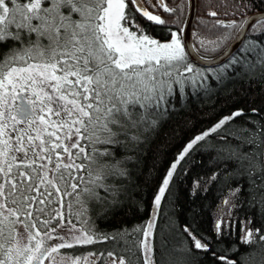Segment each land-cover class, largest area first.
I'll list each match as a JSON object with an SVG mask.
<instances>
[{"label": "snow or ice", "instance_id": "6c2138e0", "mask_svg": "<svg viewBox=\"0 0 264 264\" xmlns=\"http://www.w3.org/2000/svg\"><path fill=\"white\" fill-rule=\"evenodd\" d=\"M150 8L183 14L179 6L170 8L164 0H0V264H89L93 254L76 255L77 246L102 238L116 240L119 247L121 236L124 254L110 251L97 259L136 264L135 248L142 253V264H157L150 240L154 217L146 227L117 236L101 237L94 227H87L90 201L107 203L109 210L126 202L120 196L127 197L129 185L122 181L131 179L126 165L137 157L116 159L114 149L138 152L187 100L209 96L212 82L219 86L233 79H256L264 84V24L254 27L257 35L244 41L241 52L248 57L233 56L219 68L202 70L189 60L188 44L180 34L169 27L168 36L157 39L141 24L143 19L168 26ZM228 23L236 35L245 28L243 22ZM222 26L224 22L217 20L209 32ZM234 38L232 32L222 33L211 41V50H223ZM251 111L259 114L256 108ZM244 115L245 110L237 108L186 142L157 189L155 209L167 199L166 190L171 192L170 181L182 161L202 144L216 147L208 144L214 134L225 146L226 159L248 176L254 192L251 202L264 211V122L250 120L252 129L230 127ZM229 138L240 143L229 147ZM244 146L250 150L244 152ZM198 184L194 182L193 192ZM100 188L111 199L102 197ZM73 200L79 212H73ZM229 203L225 199L224 204ZM132 205L137 206L135 200ZM247 223L242 242L254 243L262 230L253 231ZM223 229L224 222L217 221V234ZM183 232L187 238L182 236L172 252L185 255L159 264H190L186 255L193 247L210 251L190 225ZM130 237H135L131 245ZM186 239L191 240L188 247ZM259 241L264 242V235ZM65 249L72 251H61ZM213 256L222 264H237L227 256Z\"/></svg>", "mask_w": 264, "mask_h": 264}, {"label": "trees", "instance_id": "16d2710c", "mask_svg": "<svg viewBox=\"0 0 264 264\" xmlns=\"http://www.w3.org/2000/svg\"><path fill=\"white\" fill-rule=\"evenodd\" d=\"M164 3L170 8L179 6L183 14L167 13L163 8H150L149 11L167 21L168 26H156L143 19L140 20L154 38L161 40L168 36L169 27L171 31L181 35L180 27L187 8L186 0H164ZM196 7L191 39L194 49L207 57L220 51L211 50L214 47L211 41L222 33H235L228 22L235 21L239 24L247 14L264 10V0H196ZM212 11L217 12L218 15L210 16ZM217 20L223 21L224 26L219 27L217 31L209 32V27ZM262 24L264 20L261 19L252 25L238 50L227 61L207 68L194 65L202 70H208L219 68L233 56H239L241 59L248 57L249 53L241 52L245 47L244 41L257 35L253 32V28H258ZM185 87L187 88V85ZM237 108H243L245 115L232 121L230 127L246 126L252 129L253 125L248 123L250 120L264 122V84L258 83L256 79L251 83L247 79H233L219 86L212 82V92L209 96H195L187 100L183 110L172 113L148 142L140 145L138 152L115 148L116 159L126 156L137 157V160L126 165L130 169L131 179L122 181L129 185L127 197L124 194L120 196V199L126 202L122 208L109 210L107 203L90 201L86 205L85 214L90 219V228L94 227L101 237L105 234L117 236L118 233L131 232L136 227H146L150 217L153 216L154 227L151 229L150 240L154 245L157 264L168 258L185 255L179 252L173 253L172 249L174 246H180L182 236L187 238V234L183 232L186 225H190L194 233L198 237H203L210 245V251L207 252L193 247L190 254L186 255L190 264H222L213 253L216 257L227 256L237 264H260L264 254V242L259 241V235H264V211L258 204L251 202L254 192L249 188L248 176L238 170L236 163L226 159L228 153L225 146L218 143L214 134L208 138V144H215L216 147H204L202 144L200 151L182 161L174 174L173 181H170L171 192L166 190L167 199L162 198V207L155 209L153 206V198L165 173L186 142L209 128L221 116L229 115ZM253 108L259 110L258 115H253L251 111ZM243 135L247 133L237 132V136ZM239 143L238 139L229 138L228 146L235 147ZM218 149H224L219 151L220 158H218ZM249 150L250 146L243 147L244 152ZM197 181L198 191L193 192L194 182ZM237 188L241 191L231 196V210L227 217H224L227 221L224 222L223 234L218 235L216 231L218 207L225 196ZM97 191L102 197L108 196L102 188ZM108 198L111 199L110 196ZM133 200L136 201L137 206L132 205ZM72 204L73 212L80 211V206L75 200ZM249 220L251 223H247ZM229 223H231L230 228ZM246 223L253 231L257 228L262 230L261 233L256 234L254 243L242 242ZM134 239L135 237L128 238V244L131 245ZM190 245L191 240L186 239L185 247ZM110 251L117 254L126 252L123 236L119 238V247L116 240L100 238L95 244L77 246L75 254L92 253L96 258L95 264H106L110 258L101 260L97 257L101 253L107 257ZM132 253H134L132 256L134 262L142 264V253H137L135 248L132 249Z\"/></svg>", "mask_w": 264, "mask_h": 264}, {"label": "water", "instance_id": "95a60500", "mask_svg": "<svg viewBox=\"0 0 264 264\" xmlns=\"http://www.w3.org/2000/svg\"><path fill=\"white\" fill-rule=\"evenodd\" d=\"M186 12L184 15V21L180 27V29H183V32H181L182 36V43L187 42L188 49L187 51L190 53L189 60H191L195 65H199L202 67H214L218 66L219 64L225 62L228 60V58L238 50V47L241 45L243 40L246 38L248 31L251 29L252 25L258 20L261 16H264V10H258L256 12H252L247 14V17H245L241 22L244 23L245 28L243 31L239 33V35H236V33L233 34L235 37L234 39H231L227 42L223 50H220L215 55L211 56H203L201 55L196 49H194L193 42L191 39V32L192 27L195 20V13H196V0H186ZM240 22V23H241ZM201 57H204L201 59Z\"/></svg>", "mask_w": 264, "mask_h": 264}, {"label": "rangeland", "instance_id": "374dc122", "mask_svg": "<svg viewBox=\"0 0 264 264\" xmlns=\"http://www.w3.org/2000/svg\"><path fill=\"white\" fill-rule=\"evenodd\" d=\"M160 186V185H159ZM225 199H228L229 201H230V203L228 204V205H225L224 204V201H225ZM231 205H232V197H231V195H230V193L228 194V195H226L225 196V198L223 199V201H222V203H221V205L218 207L219 209L217 210V213H216V223H217V221H220V220H222L223 222H225V221H227V219H224V217H227V215L229 214V212H230V210H231ZM77 210H78V208H77ZM79 212V211H78ZM151 218H153V216H151L150 217V219ZM87 227H91V225H87ZM76 255H81V254H76ZM94 260H96V258H94L93 256H91L90 258H89V264H91L92 263V261H94ZM112 264V261H111V259H109L107 262H106V264Z\"/></svg>", "mask_w": 264, "mask_h": 264}, {"label": "flooded vegetation", "instance_id": "af4514ba", "mask_svg": "<svg viewBox=\"0 0 264 264\" xmlns=\"http://www.w3.org/2000/svg\"><path fill=\"white\" fill-rule=\"evenodd\" d=\"M108 264V263H107ZM110 264V263H109Z\"/></svg>", "mask_w": 264, "mask_h": 264}]
</instances>
